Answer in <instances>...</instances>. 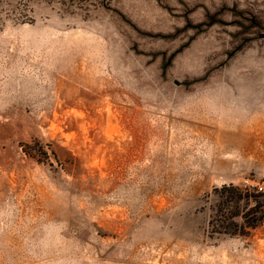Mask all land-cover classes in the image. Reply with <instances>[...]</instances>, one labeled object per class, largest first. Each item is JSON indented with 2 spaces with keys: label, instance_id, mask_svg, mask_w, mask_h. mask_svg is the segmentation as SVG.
I'll list each match as a JSON object with an SVG mask.
<instances>
[{
  "label": "rangeland",
  "instance_id": "obj_1",
  "mask_svg": "<svg viewBox=\"0 0 264 264\" xmlns=\"http://www.w3.org/2000/svg\"><path fill=\"white\" fill-rule=\"evenodd\" d=\"M263 181L264 0H0V264H264Z\"/></svg>",
  "mask_w": 264,
  "mask_h": 264
},
{
  "label": "trees",
  "instance_id": "obj_2",
  "mask_svg": "<svg viewBox=\"0 0 264 264\" xmlns=\"http://www.w3.org/2000/svg\"><path fill=\"white\" fill-rule=\"evenodd\" d=\"M214 198L210 221L213 235L247 238L264 224V193L257 189L251 194L224 185L214 190Z\"/></svg>",
  "mask_w": 264,
  "mask_h": 264
},
{
  "label": "built area",
  "instance_id": "obj_3",
  "mask_svg": "<svg viewBox=\"0 0 264 264\" xmlns=\"http://www.w3.org/2000/svg\"><path fill=\"white\" fill-rule=\"evenodd\" d=\"M253 187L257 189L259 192L264 193V181L260 184H255Z\"/></svg>",
  "mask_w": 264,
  "mask_h": 264
}]
</instances>
